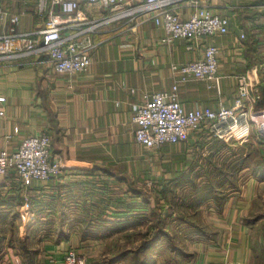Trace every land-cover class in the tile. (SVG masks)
I'll return each instance as SVG.
<instances>
[{"label":"crops","instance_id":"crops-1","mask_svg":"<svg viewBox=\"0 0 264 264\" xmlns=\"http://www.w3.org/2000/svg\"><path fill=\"white\" fill-rule=\"evenodd\" d=\"M10 2L14 12L26 11L23 30L37 27L36 0ZM207 4L214 14L230 20V34L204 38L192 51L184 41L162 44L164 32L151 21L135 33L119 29L98 38L104 42L94 51L84 75H59L45 58L0 62V99L4 100L0 102V151L16 150L23 139L46 134L52 139V158L64 170L61 180L36 182L29 189L15 174L0 185V237L4 236L0 264H65L70 251L83 256L87 264L115 258L112 244H123L141 229L143 215H148V205H139L132 183L149 174L157 162L136 141L134 108L176 84L186 109L232 108L240 76L253 74L252 83L258 88L264 85V0H209ZM193 11V7L178 8L185 18ZM252 44L258 66L250 61ZM212 45L220 50L221 94L206 82L183 83L172 71L173 65L203 60ZM259 108L257 104L255 109ZM258 132L252 131L246 144L264 137L262 130ZM216 142L211 135L194 134L185 144L169 145H185L184 153L158 160L162 179L167 183L188 175L192 158L194 163L200 160L197 182L204 180V184L206 173L213 170L210 166L205 171V159ZM261 175L260 169L242 171L237 184L224 190L221 208L213 199L196 206L200 211L196 223L204 235L179 233L176 237L187 257L179 255L170 261L163 252L149 264H264V217L253 221L257 205L264 207ZM159 205L166 212L162 195ZM13 211L17 220L9 216ZM18 223L17 236L4 233ZM23 241L28 248L22 247ZM10 243L15 249L7 248ZM111 264H129V259Z\"/></svg>","mask_w":264,"mask_h":264},{"label":"built area","instance_id":"built-area-1","mask_svg":"<svg viewBox=\"0 0 264 264\" xmlns=\"http://www.w3.org/2000/svg\"><path fill=\"white\" fill-rule=\"evenodd\" d=\"M209 0H36V28L23 30L26 11L16 13L10 0H0V62L27 58H45L59 75H84L92 65L94 51L108 36L119 29L135 33L141 25L153 21L162 29L161 43L175 41L194 44L208 37L230 34V20L214 14ZM193 7L188 18L180 7ZM85 7L86 9H83ZM245 37L242 35L241 39ZM220 50L209 46L203 60L173 65L172 71L181 82H206L221 94L219 76ZM252 75L238 78L234 106L186 109L179 100V86L154 94L143 105L136 106V141L147 149L158 150L165 145L187 143L191 136L211 135L226 142L237 141L243 146L252 132V115L259 100ZM0 99V102H3ZM18 133V129H15ZM8 140H12L9 136ZM52 139L46 134L27 137L16 150L0 151V183L15 174L29 189L33 183L47 184L61 180L63 167L52 158ZM28 202V195L25 196ZM65 264H87L74 251L65 257Z\"/></svg>","mask_w":264,"mask_h":264},{"label":"trees","instance_id":"trees-1","mask_svg":"<svg viewBox=\"0 0 264 264\" xmlns=\"http://www.w3.org/2000/svg\"><path fill=\"white\" fill-rule=\"evenodd\" d=\"M250 51L253 53L250 58L251 63L258 66L260 61L255 54L256 47L254 44L250 46ZM250 51L248 50V52ZM262 92L263 97L258 103L260 107H264V85L262 86ZM255 139L246 144V147H242L234 141L225 142L216 139L217 142L206 156L204 163V165L206 164L205 171H209L210 166H213L211 168L213 169L212 173L216 171V174L211 177L212 173H206L209 177L204 184V180L200 183L197 182L199 177L197 167L200 160L190 166L191 170L188 175H182L171 182L165 183V186L157 193V201H160L162 195L165 198L167 209L163 214L165 208L161 207L162 213H159V215L161 214L160 220L154 236L144 241L140 248L123 253L119 260L131 259L133 264H149L156 261L157 256L163 252L168 258L172 259L170 261H173L179 255L187 257L184 251L178 248L176 237L179 233L188 234V236L192 234L204 235V229L195 220L188 219L189 217L193 218L192 215L197 216V213L200 214L196 206L213 199L221 208V202L226 199L224 190L237 184V177L242 171L248 170V173H252L255 169H260L261 178H264V137L259 136ZM4 200L10 201V205L14 203L12 200ZM184 212H193V214L186 217ZM158 216L155 214L156 220ZM263 217L262 212L258 213L253 221H258ZM173 231L175 232L172 233ZM3 239L4 236L0 237V243ZM26 241L22 243V247L25 249L28 248ZM7 248L15 249L12 243ZM30 260L32 261V259Z\"/></svg>","mask_w":264,"mask_h":264},{"label":"rangeland","instance_id":"rangeland-1","mask_svg":"<svg viewBox=\"0 0 264 264\" xmlns=\"http://www.w3.org/2000/svg\"><path fill=\"white\" fill-rule=\"evenodd\" d=\"M256 89L258 90V92L260 94L259 100H261L263 97L262 86H259V88H258L256 85ZM257 104H258V102H257ZM263 109L264 108L261 107V110H260V108L253 110V115H252L253 123L251 126L254 127V128H252V131L254 132V134L259 133L258 130H260V131L262 130V132L264 134V110ZM258 115H259V119L257 120L256 117ZM251 134H252V132H251ZM254 138H256V137H254ZM212 139H217V138L213 136ZM234 142H237V141L234 140ZM237 144H238V142H237ZM165 146H168V147L163 146V148L158 149V150L148 149V151L145 152V154L149 155L151 158H154V162L157 161L158 163L157 162L154 163L152 170H149V172H150L149 174H146L145 177L144 176L139 177V179H137L135 183L134 182L132 183L133 188H135L138 192L137 201H138L139 205H141V204L143 205L144 203H146L145 205H148V209H147L148 215L146 213L145 215H143L146 217H144L142 219V221H145V223L141 224V226H142L141 229L136 231L135 234L126 237L125 238L126 240L123 244H112L113 248L111 247L112 249H110V252H114L116 254L115 258H111L110 256H108L107 258H102V259H98L96 261L93 260V261L99 262L102 264H111L112 262L115 263V261L118 260L119 257L123 253L127 252L126 249H130V250L134 251V250L140 248L141 244L144 241H147V240H149L150 237L154 236L155 231L157 229V226L159 224V220H160L161 214L159 215V213H162L161 206L159 205L160 201H157V199H158L157 193L161 190L160 188L165 186V183H166V181H164L162 179L161 174H159V172H162L159 161L162 159V156L163 157L167 156V158H170L169 156L172 154H176V155L180 156L181 153H184V148H185V145H182V146L165 145ZM187 147H188V150H191V151L194 150L192 142L191 143L189 142L187 144ZM243 147H246V144H244ZM245 153H247V152H245ZM189 155H191L192 157L194 156L192 154H189ZM193 160H195V159L191 158V160L189 161V162L192 161V164H190V166H193V164H194ZM1 184L2 183H0V185ZM147 202H150V203L148 204ZM260 207H261V205H257L255 214L261 213L262 212L261 210H264V207H262L263 209ZM164 210H163V214L165 213ZM262 213L264 214V212H262ZM138 214H140V213H138ZM155 214H157V216L159 215L157 220H156V217H154ZM192 214H193V212H184V215L186 217H188V215H192ZM197 214H198L197 216L192 215L193 218L189 217L188 219H192V220L197 221L199 219V213H197ZM10 215H11V218H14V220H17V212L13 211L9 214V216ZM146 220H147V222H146ZM214 221H215V219H214ZM150 223H152L153 225H150ZM19 225L20 224L18 223V225H15L14 228H11V226H9V228L7 230H5L4 233H7L8 236L10 233H13L15 236H17V230L19 228ZM174 232L175 231H173L172 233H174ZM151 233H152V235H148ZM128 257L132 258L131 256H128ZM129 264H133V262L131 260H129Z\"/></svg>","mask_w":264,"mask_h":264}]
</instances>
